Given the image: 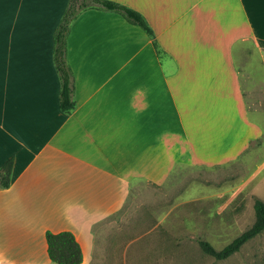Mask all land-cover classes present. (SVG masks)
<instances>
[{
  "label": "crops",
  "instance_id": "crops-1",
  "mask_svg": "<svg viewBox=\"0 0 264 264\" xmlns=\"http://www.w3.org/2000/svg\"><path fill=\"white\" fill-rule=\"evenodd\" d=\"M113 1L145 17L159 49L121 13L83 10L67 39L66 113L53 37L68 0H0V167L13 159L10 186L0 183V264H52L47 230L75 234L80 264L102 262L96 226L132 185L233 159L254 126L239 61L252 46L264 59V0Z\"/></svg>",
  "mask_w": 264,
  "mask_h": 264
},
{
  "label": "rangeland",
  "instance_id": "rangeland-1",
  "mask_svg": "<svg viewBox=\"0 0 264 264\" xmlns=\"http://www.w3.org/2000/svg\"><path fill=\"white\" fill-rule=\"evenodd\" d=\"M254 49L239 61L254 126L227 151L236 157L179 166L162 186L132 185L123 208L96 226L104 258L98 264H264V231L222 260L198 243L224 247L255 221V198L264 200V59L256 64ZM259 132L243 151L248 136Z\"/></svg>",
  "mask_w": 264,
  "mask_h": 264
},
{
  "label": "trees",
  "instance_id": "trees-1",
  "mask_svg": "<svg viewBox=\"0 0 264 264\" xmlns=\"http://www.w3.org/2000/svg\"><path fill=\"white\" fill-rule=\"evenodd\" d=\"M100 8L121 13L131 23L141 26L148 35L153 37L156 48L155 33L145 17L137 10L113 0H68L67 7L54 31L53 37V61L60 78V108L71 113L75 106V80L74 72L68 60L67 39L71 31L74 19L85 9ZM159 49V48H158ZM13 159H9L0 167V183L3 187H9ZM255 221L242 233L233 238L224 247L218 249L210 241L199 239L201 250L218 260L226 259L241 250L242 246L257 237L264 231V200L256 197L254 201ZM128 237L126 240H131ZM49 258L56 264H80L83 261V251L80 242L70 230L60 232L46 231ZM113 241V238H112ZM126 241V242H127ZM128 254V253H127Z\"/></svg>",
  "mask_w": 264,
  "mask_h": 264
}]
</instances>
